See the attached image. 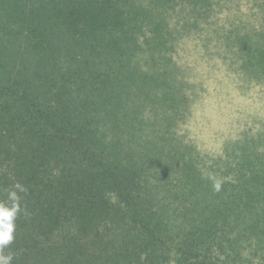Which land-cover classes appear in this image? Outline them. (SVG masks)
Returning a JSON list of instances; mask_svg holds the SVG:
<instances>
[{
  "label": "trees",
  "instance_id": "16d2710c",
  "mask_svg": "<svg viewBox=\"0 0 264 264\" xmlns=\"http://www.w3.org/2000/svg\"><path fill=\"white\" fill-rule=\"evenodd\" d=\"M188 1L195 10L187 24L196 28L213 1ZM140 4L45 0L32 11L12 5L5 36H18L26 52L20 47L11 67L0 55V204L19 207L14 239L3 249L13 255L11 264H30L33 253L40 261L59 254L60 264H116L117 259L118 264H146L141 255L134 262L130 255H118L116 242H121L105 244L104 234L103 248L113 255L104 261L89 251L86 236L96 234L91 245H102L99 225L107 220L110 227L114 221L124 225L132 242L150 246L164 259L172 253L179 264H264V129L246 131L243 144L235 143L226 159L210 165L181 152L190 156L182 165L184 190L171 184L159 204L149 201L137 172H123L114 150L119 127L112 122L114 137L109 138L103 115L120 108L122 86L132 79L126 68L138 35L152 25L155 47L165 33L170 36L162 22L166 16L159 23L150 6ZM230 23L229 47L241 56L247 73L264 79V26L232 18ZM217 180L221 187L214 189L213 206L201 213L193 190ZM169 203L179 204L187 228L173 224Z\"/></svg>",
  "mask_w": 264,
  "mask_h": 264
},
{
  "label": "rangeland",
  "instance_id": "374dc122",
  "mask_svg": "<svg viewBox=\"0 0 264 264\" xmlns=\"http://www.w3.org/2000/svg\"><path fill=\"white\" fill-rule=\"evenodd\" d=\"M134 1L140 6V3L147 4V8L150 6L152 18L156 17L159 23L166 16L162 22H167L170 36L165 33L162 44L155 47L152 25L138 35L136 52L126 68V76L132 79L122 86L124 95L122 101H118L120 108L111 113L106 111L103 118L106 117L109 138L114 137L112 122L119 127V144L114 150L122 160L123 172H137L149 201L159 204L171 184L176 185V190H184L182 165L190 156L183 157L181 152L199 157L201 165H210L218 158L226 159L235 143L243 144L246 131L260 133L264 129V79L242 68L241 56L236 55L235 48H230L227 40L230 18L233 21L242 19L250 26H264V0H212L210 14L208 8L206 17L200 19L196 28L187 24L195 10L191 1L153 4L151 0ZM19 4H25V8L32 11L37 4L44 7L45 0L23 3L21 0H0V55L9 58L10 67L18 53L26 52L24 41L20 42L18 36L12 39L5 36L11 22L12 5ZM44 13L46 22L45 10ZM137 72L142 75L135 76ZM0 80H3L1 69ZM167 168L171 169L170 173ZM213 185L204 184L193 190L194 205L201 213L205 207L213 206ZM169 204L167 211L174 214L173 224L177 228H187L179 204ZM159 212L161 218L166 217L160 207ZM107 224L109 229L104 228ZM110 224L107 220L99 225L98 238L102 243L99 247L91 245L96 234L86 236L89 251L93 250L104 261L114 252L103 248V234L108 236L105 244L120 241L116 242L120 247L128 245L115 252L123 257L130 255L132 262L135 255H141L147 260L146 264H179L172 253L164 259L153 253L150 246L136 239L132 242L125 237L124 225L116 221L113 227ZM39 258L38 253L31 254L30 264H60L61 261L59 254L49 260L40 261ZM117 262L121 263L119 259Z\"/></svg>",
  "mask_w": 264,
  "mask_h": 264
},
{
  "label": "clouds",
  "instance_id": "9594fccd",
  "mask_svg": "<svg viewBox=\"0 0 264 264\" xmlns=\"http://www.w3.org/2000/svg\"><path fill=\"white\" fill-rule=\"evenodd\" d=\"M211 179V177H209ZM214 189L216 191L220 190V181H214ZM10 198L16 201L18 198L15 193H10ZM19 207L16 203H13L11 207L0 204V264H11L13 260V255L11 253L4 254L3 249L12 243L14 239V219L16 217Z\"/></svg>",
  "mask_w": 264,
  "mask_h": 264
}]
</instances>
